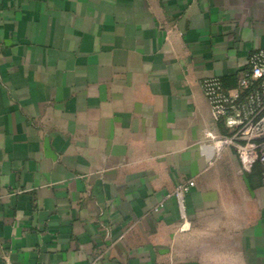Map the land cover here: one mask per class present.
Wrapping results in <instances>:
<instances>
[{"label":"crops","instance_id":"1","mask_svg":"<svg viewBox=\"0 0 264 264\" xmlns=\"http://www.w3.org/2000/svg\"><path fill=\"white\" fill-rule=\"evenodd\" d=\"M262 48L264 0H0V264H264L263 167L201 88Z\"/></svg>","mask_w":264,"mask_h":264},{"label":"built area","instance_id":"2","mask_svg":"<svg viewBox=\"0 0 264 264\" xmlns=\"http://www.w3.org/2000/svg\"><path fill=\"white\" fill-rule=\"evenodd\" d=\"M201 88L212 120L227 130L225 135H209L217 155L233 148L243 168L260 163L264 183V48L249 55L234 87L229 88L223 79L212 77L203 80ZM214 162L215 159H210L209 166ZM195 187V180L183 181L167 196L177 203L183 232L191 227L187 219V197Z\"/></svg>","mask_w":264,"mask_h":264}]
</instances>
